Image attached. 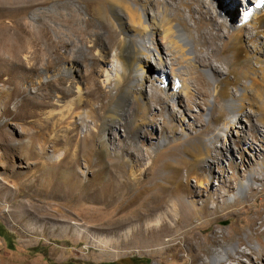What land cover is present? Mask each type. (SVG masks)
<instances>
[{
  "label": "rangeland",
  "instance_id": "1",
  "mask_svg": "<svg viewBox=\"0 0 264 264\" xmlns=\"http://www.w3.org/2000/svg\"><path fill=\"white\" fill-rule=\"evenodd\" d=\"M126 2L132 8L145 5L147 21L165 8L168 14L172 15L174 10L185 17L191 14L198 18L201 12L209 24L200 33L216 26L211 16L216 22H223L225 33L209 45L210 55L203 54L212 56L214 66L210 68L208 63L198 64L196 60L193 65L185 63L180 51L170 47L167 59L170 57L174 62L169 63L181 66L179 71L188 87L179 96L167 97L175 90L174 80L170 75L163 77L165 72L156 69L153 55L154 44L161 46L163 55L167 45L158 36L153 45L149 35L140 38L137 30L142 22L138 15L130 19ZM247 4L254 6V0H47L30 10L24 19L31 25H40L36 22L37 15L44 13L45 21L62 27L66 43L58 52L54 49L59 38L55 27L30 25L19 31L0 26V224L13 236L12 248L0 237V264H192V255L178 237L170 241L165 236L162 246L146 248L135 235L129 237L130 245H120L125 228L119 226L118 217L127 215L136 205L130 203L124 212L121 206L124 200L118 196L110 198V187L105 184L110 178L122 187L127 205L138 188L168 181L187 183L188 170L202 173L208 166L212 176L206 188L198 187L197 180L190 176L188 183L191 189L195 187V194L177 198L187 207L191 226H198L199 231L217 241H222L223 230L227 238L225 248L259 250V242H264V225L262 234L256 238L249 224L260 212L264 217L263 184L247 182L243 190L238 187L240 180L247 181L250 170H256L260 177L264 174L252 150L240 154L232 146L241 133L238 124L228 127L229 121L238 118L240 127L257 125L259 129L254 133L261 141L254 140L253 145L256 152L262 153L260 159L264 158V125L257 116L245 115L254 110L259 114V107L246 104L243 112L237 114L230 106L240 94V87L250 83L251 70L261 65L256 52L264 53V38L255 35V31L249 30L250 23L244 22ZM60 12L69 19L65 27L58 25ZM85 19L92 25L88 27ZM0 21L7 22L8 18ZM128 23L136 32L126 30ZM187 23L191 25L193 21L189 19ZM173 25L186 32L179 20L175 19ZM241 25L247 29L236 35ZM193 34L196 35L194 31ZM125 39L135 44L143 40L151 54V61L146 62L144 56L141 62L146 70L143 82L133 71L118 83L123 62L120 47ZM224 41L231 47L222 46ZM233 53L240 54L236 57ZM58 58L57 65L45 67L49 59ZM227 64L236 68L237 85L225 83L235 77L227 72ZM169 65L165 67L168 72ZM66 69L71 71V81L65 84L70 91L64 95L51 82ZM219 81L222 84L218 88L226 86L231 100L221 92L216 93ZM199 82L202 94L198 93ZM96 92L99 97L92 101V109L85 106L75 109L80 99ZM7 93L13 95L9 101ZM157 93L162 94V100ZM79 115H86V120L95 123L81 124ZM59 125L65 130L74 128L68 135L73 141L65 136L57 142L56 135H64L58 131ZM86 130L93 136L83 145L84 156H77L73 153L75 139L84 141ZM101 138L110 148L108 153H99ZM205 144L215 147L212 155L221 153L216 162L202 155ZM66 148L70 149L69 154ZM102 169L106 175L97 176ZM64 172H69L68 176ZM35 175L44 176L38 187L31 185ZM66 179L76 182L75 186L62 187ZM252 187L256 193L249 196ZM99 190H105L104 196L94 193ZM154 194L148 192L144 198ZM205 202L209 208L204 206ZM214 224L220 228L216 234L212 233ZM132 229L136 231L135 226ZM239 240L245 241V245L239 247ZM213 250L223 249L216 245ZM241 259L249 262L248 257Z\"/></svg>",
  "mask_w": 264,
  "mask_h": 264
},
{
  "label": "bare ground",
  "instance_id": "2",
  "mask_svg": "<svg viewBox=\"0 0 264 264\" xmlns=\"http://www.w3.org/2000/svg\"><path fill=\"white\" fill-rule=\"evenodd\" d=\"M239 1L244 2L247 0H239ZM46 2L47 0H0V19L8 18L7 22L0 21V26L5 25L7 27H11L19 31H23V28L25 29V26L31 25L30 23L25 21L26 19H24V16L30 10L34 8H38ZM125 5H126L125 7L128 9L127 14L129 15L130 19L133 20L134 15H138L140 22H142L141 29L137 30L138 32L137 34H139L140 38H142L144 34L149 35V41L153 45L155 42V36H158L161 43L164 45H167V48L164 46L165 47L164 49H166L167 51L164 55L162 54L163 51H161V46H159V44L158 46L157 44L156 45L154 44V47H153V50L155 52V54L153 55H155V58L157 61L156 69L165 72L163 77L164 76L167 77L170 75L172 79L174 80L175 90L169 93V96L167 95V97L179 96L182 93V91H185V89L188 87L185 83V79L181 75L182 72L179 71L181 66L174 65L173 64L174 61L172 58L170 59L169 57V59H167V56L171 55L169 53L170 47H174L175 49H178V51H180V56L183 58L185 63L193 65V60H196L198 64L208 63L207 65L210 66V68L214 66L212 65V62H211L212 56L205 57V55L207 54L210 55V53L207 52L209 45L211 46L216 39H219L221 35L225 33L224 31L226 27L223 22H216L215 19L211 16L210 20L214 22L216 26L209 27L204 33H200L201 30L203 28L205 30V26L209 24L207 22L205 23V19H204L205 17L203 13L201 12H199L200 17L198 18L193 17L191 14L188 15L189 17H185L184 15L178 12L176 13L174 10H173L172 15L168 14V9L165 8L163 11H161L160 15L152 14L149 17V20L147 21L146 14L145 12H143L146 7L145 5H142L141 8H139L138 6H135L133 8L129 7L130 5L129 3ZM245 6H246L245 8V15H246L245 20L246 21L244 22L250 23L251 29L249 30L255 31V35H261L264 38V0H254V6H251L249 4ZM71 11L77 18H79L78 15L74 13L73 9H71ZM43 14L44 13H39L37 15L38 19L36 20V22H39L40 25L33 24L31 26L36 27V28L40 26H44L47 29L51 27L54 28L55 26H52L49 21H45V19L43 18L45 17V15ZM57 17L59 21L58 25L65 27V25L69 24V19L64 13L60 12L59 15L57 14ZM175 19L179 20V23L183 25L186 32H183V30L173 25V21ZM189 19L193 21L191 25H188L187 23ZM84 21L88 27L92 25L89 19H85ZM55 28H56V33L58 34L59 38L55 42L54 49L58 52V50L64 47L66 40L64 37L65 33L63 32L62 27L59 26ZM246 29H247L246 25L239 26V28L237 29L238 33L236 35H240ZM126 30L128 32H136L133 26L129 25V23H128V26L126 27ZM193 31L196 33V35L193 34ZM45 34L48 35V33H45ZM125 40L122 41V44L120 47L122 48V50L119 48L120 53L123 54V62H122V68H121L122 76H118L117 78L118 83L121 80H123L122 79L123 76L125 77L128 74V72H133V71L139 77V80L143 82V78L146 77L144 76L146 70L144 66L141 64V62H143L144 56H146V62L151 61L152 60L151 54H149L146 51L145 43L143 42V40H141L137 44L129 40H126V41ZM194 45L197 47L193 49ZM222 46L229 47L230 43L224 41L222 43ZM148 50H151V47H148ZM37 51L39 50L38 49L35 50L36 54H37ZM204 53L205 55H203ZM256 53L259 55L258 60L261 63V65L251 70V76H250L251 81L250 83L244 84L242 87H240V94L237 96V98L235 99L231 98V93L226 86L224 88H221V87L218 88V86L222 84V81H219L218 84L216 85V88H218L216 93L221 92L224 94L225 98L230 99V100L232 99L230 106L232 109H234V111L237 114H241L243 112V108L246 107L245 106L246 104H248L252 108H254L253 106L259 107V111H258L259 114H257L254 110L250 114L245 113V115H248L250 117L251 115L257 116V120L260 121L262 125H264V53H261L260 51ZM63 54L64 53L61 54L62 57H64ZM239 54L233 53V56L238 57ZM169 60L173 62L169 63ZM57 61H59V58L53 61L49 59L47 63L45 64V67L49 69L53 65H57ZM168 64H170L169 72L165 70V67H167ZM228 68L229 69L227 70V72L234 74L235 77L233 76L234 77L233 80L231 81L228 80L225 83L237 85L239 78L234 71V69L236 68H233L232 65L230 66L228 65ZM213 69H217V68L215 67ZM70 72L71 71L66 69L64 72H61L54 79L53 82H51L53 85L57 87V89L62 91L64 95H66L68 91H70L69 88L65 86L66 83L71 81ZM201 84L202 83L200 82L197 83L198 88L201 86ZM164 87L165 85H163L162 88ZM13 90H16V89H13ZM97 92L95 94L96 96L90 94L85 100L80 99L78 103L75 104L76 106L75 109L81 106H85L87 108L89 107L92 109L91 105L94 104L92 103V101L99 97L98 95L100 91L99 93ZM198 93L202 94V91L200 90V88H199ZM157 94H158L157 96L160 97L162 100L163 99L162 94L160 93H157ZM12 96H13L12 93L10 94L7 93L6 95L7 101H9V99ZM102 107H103V104L100 105V108ZM85 116L79 115V121L81 122V124L88 123L90 121L95 123L94 120H89V119L86 120V117L88 116L86 117ZM154 117L155 115L152 116V119ZM234 125L238 126L241 129V133L237 136L236 139L232 141V146L234 147L236 146L240 154H243L247 149L252 150L255 156L259 158L258 165L264 174V158L262 156V159H260L262 153L256 152V147L253 145L254 140L261 141V139L257 137L254 133L259 128L257 129V125L255 126V124L253 123H250L249 127L245 124L242 125V127H240L239 118H238V121H232L231 123L229 121L228 127H233ZM58 129L57 130L59 132L62 131L64 135L57 134L56 135L57 142L61 141V139L64 138L65 136H67L72 141L74 140L73 137L68 136L70 133L74 131L73 127L68 128L69 131L65 130V128H62V126L58 127ZM91 136H93L92 132L90 133L89 130H86L84 141H81L77 138L75 139V146H74V151H73L75 155L77 156L83 155L85 142L88 141L89 140L88 137H91ZM249 140L251 141L253 140L252 143H248ZM128 149L132 150L131 147ZM213 149H215V147H213ZM213 149L209 147L207 144H205L204 149H203L204 151L202 153L204 158H210L212 160V163L216 162L219 159V155H221V153H218L215 156L212 155L211 152ZM108 150H110V148L108 147L106 140L104 138H101V147H100L99 153L100 154L108 153ZM225 150L228 151L229 148H226ZM66 151L69 154L70 149L66 148L65 152ZM126 152H128V150H126ZM67 174H69V172H64L65 176H68ZM75 174H77V172L76 173L73 172V175ZM98 175L104 176L106 174H105V171L102 169L97 172V176ZM190 176H192L193 178L197 180L198 187L206 188V185L211 180L212 169L210 168V166H208L207 168L203 169L202 173H199L195 169L188 170V174L186 176L187 183H171L172 181L171 182L168 181L167 183H154V184H150V185H146L144 187L138 188L139 190L134 194L133 200L128 201L127 205H125L127 198L125 197L126 195H123L122 187H118L117 184L115 185L113 180H109L110 178L107 179L105 186L108 185L110 187V190H108L110 198L118 196V198H120L121 201L124 200L122 203L123 205H121L124 212L127 211L128 208H130V206L132 205L130 203H133L136 205V207L133 208L130 213H128L127 215L123 214L118 217L119 226L121 228L122 227L125 228V231L123 232L124 239L119 244L128 246L131 244V239L129 237L138 235V237L141 238L142 247L155 248V247L163 245V239L165 238V236L169 238L170 241H173L174 239H176V237H178L181 239V241L184 242L187 252H189L192 255L193 257L192 264H233V263L235 264H241V263L242 264H264L263 263L264 242H259L260 248L257 252H255V248H250L249 251H247L246 249L237 250V246L233 248H225L226 246H224V242H227V238L223 230L220 231L222 233V236H221L222 241L221 240L217 241L211 237H207L206 234H203L201 231H199L198 226H191V221L186 216L187 207H185L182 203H180L177 200L178 196L182 194H186L188 196L193 193L195 194V190H196L195 187L194 189H191L188 183L189 181L188 177ZM43 177L44 176H42V178H37L36 176L33 183H31V185H33L34 187H38L40 183L39 181L42 182ZM48 178L50 177H47V179ZM247 178H248L247 181L243 180L244 178L240 180L239 187H238L239 190H243L246 187V185L248 186L247 182L248 183L249 182H258V183L262 182L263 186L261 189L264 190V177L258 176L256 170H250ZM71 182L72 181L66 179V181L62 182L61 186L62 187H65L67 185H71L72 187L75 186L76 182L74 183L72 182V184ZM225 186L227 188L231 187L230 184L229 185L226 184ZM148 192L149 193L154 192L155 194L149 199H146L144 198V196ZM94 193H98L101 196H104L105 190L95 191ZM254 193H256V190L255 188L252 187L249 191V196H252ZM96 202H99V201H96ZM104 202H106V200ZM204 206H206V208H209V206L207 205V202L204 203ZM258 219H260V221ZM262 225H264V217L262 216L261 212L258 213L257 217L250 219L249 228L252 234L256 236V238L260 234H262V230H261ZM133 226H135V229H136V231L134 232L132 229ZM217 229H220V228L214 224L212 228V233L216 234L218 232ZM216 245H218L223 250L214 251L213 247H215ZM237 245L239 247H242L245 245V241L239 240ZM223 252L225 253L224 256H222ZM255 255L257 256L256 258H255ZM242 257H248L249 262L248 263L243 262L241 259ZM258 260H262V262L259 263Z\"/></svg>",
  "mask_w": 264,
  "mask_h": 264
},
{
  "label": "trees",
  "instance_id": "3",
  "mask_svg": "<svg viewBox=\"0 0 264 264\" xmlns=\"http://www.w3.org/2000/svg\"><path fill=\"white\" fill-rule=\"evenodd\" d=\"M0 237H2L7 242L8 245H10V248H12L11 237L13 236L1 224H0ZM102 264H115V263H102Z\"/></svg>",
  "mask_w": 264,
  "mask_h": 264
}]
</instances>
